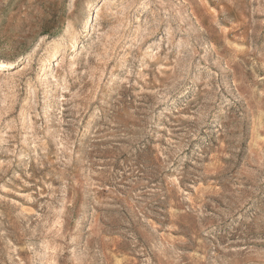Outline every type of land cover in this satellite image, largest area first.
I'll list each match as a JSON object with an SVG mask.
<instances>
[{"label": "rangeland", "instance_id": "1", "mask_svg": "<svg viewBox=\"0 0 264 264\" xmlns=\"http://www.w3.org/2000/svg\"><path fill=\"white\" fill-rule=\"evenodd\" d=\"M23 57L0 264H264V0H0Z\"/></svg>", "mask_w": 264, "mask_h": 264}, {"label": "bare ground", "instance_id": "2", "mask_svg": "<svg viewBox=\"0 0 264 264\" xmlns=\"http://www.w3.org/2000/svg\"><path fill=\"white\" fill-rule=\"evenodd\" d=\"M70 33H71V31L68 29V32H66V36L69 37L70 36ZM77 45H78V38L75 37L73 39V46L74 47H77ZM65 49H66L65 43L64 44H62V43L61 44L60 43L57 44L54 47V49H52V51H50V53H49L50 54V57H54L56 54L59 53V51H63ZM32 52H33V55H36L38 53V47L34 48L32 50ZM23 63H24V57L21 58V59H18L16 61H13L11 63H0V68H13V69H15L17 66H19L20 64H23ZM46 69H47L46 68V64H42V69L40 70L39 75L42 74L43 72L44 73L42 75H44L46 73Z\"/></svg>", "mask_w": 264, "mask_h": 264}]
</instances>
